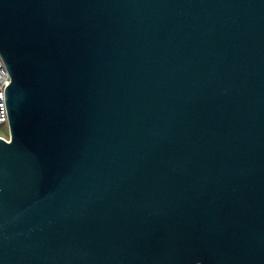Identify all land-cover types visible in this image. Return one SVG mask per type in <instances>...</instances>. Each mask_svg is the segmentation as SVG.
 <instances>
[{
	"label": "water",
	"instance_id": "water-1",
	"mask_svg": "<svg viewBox=\"0 0 264 264\" xmlns=\"http://www.w3.org/2000/svg\"><path fill=\"white\" fill-rule=\"evenodd\" d=\"M0 264H264V0H0Z\"/></svg>",
	"mask_w": 264,
	"mask_h": 264
},
{
	"label": "built area",
	"instance_id": "built-area-1",
	"mask_svg": "<svg viewBox=\"0 0 264 264\" xmlns=\"http://www.w3.org/2000/svg\"><path fill=\"white\" fill-rule=\"evenodd\" d=\"M9 83L10 75L2 57L0 56V124L9 123V116L6 104V87L9 85ZM0 138L9 140L10 130L7 136L0 134Z\"/></svg>",
	"mask_w": 264,
	"mask_h": 264
},
{
	"label": "rangeland",
	"instance_id": "rangeland-1",
	"mask_svg": "<svg viewBox=\"0 0 264 264\" xmlns=\"http://www.w3.org/2000/svg\"><path fill=\"white\" fill-rule=\"evenodd\" d=\"M0 134L6 136L9 134V123L0 124Z\"/></svg>",
	"mask_w": 264,
	"mask_h": 264
}]
</instances>
